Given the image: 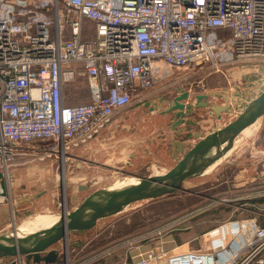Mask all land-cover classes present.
Segmentation results:
<instances>
[{"label":"built area","instance_id":"built-area-1","mask_svg":"<svg viewBox=\"0 0 264 264\" xmlns=\"http://www.w3.org/2000/svg\"><path fill=\"white\" fill-rule=\"evenodd\" d=\"M163 65L215 72L264 66V0H0L6 189L9 169L64 162L155 85L185 82ZM78 79L89 100L72 105L64 89ZM229 221L208 232L200 249L173 252L159 238L130 264H264V226L255 218ZM222 229L227 243L212 236ZM137 240L126 244L136 250Z\"/></svg>","mask_w":264,"mask_h":264},{"label":"rangeland","instance_id":"rangeland-1","mask_svg":"<svg viewBox=\"0 0 264 264\" xmlns=\"http://www.w3.org/2000/svg\"><path fill=\"white\" fill-rule=\"evenodd\" d=\"M163 66L166 72H187ZM234 68L232 73L235 77L241 73L247 80L258 72L255 66L242 65ZM213 71L215 70L203 69L201 74L192 75L187 82H197ZM81 82L78 79L64 89V95H70L68 100L71 104L88 102L86 90L77 88ZM168 88L162 86L161 91H167ZM146 93L147 91L143 95ZM142 106L141 101L133 100L95 139L74 150L64 162L55 159L47 163L9 169L8 185L13 193L6 189L7 196L1 199L0 205V222L4 221L8 225L4 233L12 231L13 227L18 229L25 221L38 216L58 217L63 207L71 211L90 193L131 175L130 172L137 169L126 163L130 162L134 153L147 151L152 154L150 157L153 161H142L141 167L152 169L160 164V159L153 156L159 150L155 141V146H147L146 141L154 137L167 138L168 123L160 114L151 115ZM235 115L225 118L222 125L231 121ZM259 121L262 124L259 132L255 134L252 131L247 137H243L237 147L243 148L234 157L212 166L205 175L185 182L183 188L175 194L151 202L133 204L115 216L99 220L91 230L71 232L65 242L54 246L59 254L55 264H130L136 250L126 242L138 239L136 243L139 246L148 244L147 249H150L155 247V242L160 241L159 238L165 241L169 235L174 236L175 232L186 226H194L189 232L196 234L195 238L188 241V246L194 250L206 246L211 229L230 222L227 216L231 210H237L238 214L246 207V195L249 198L250 193H261V185H238V179L243 182L248 176L258 177L261 171L264 172L261 168L264 157L261 151L264 147V117ZM235 157L238 158L236 162L233 161ZM245 168H248L247 172L244 171ZM157 171L160 170L155 172ZM14 189L19 190L14 194ZM39 194L40 201L32 206L26 204ZM3 205L4 209L1 208ZM22 207L25 209H21ZM238 215L243 218L241 214ZM228 235L227 229L212 233V236H220L223 243H227ZM173 241L177 244L176 239ZM169 243L165 241L163 246H168ZM158 261L167 264L164 258L156 262Z\"/></svg>","mask_w":264,"mask_h":264},{"label":"water","instance_id":"water-1","mask_svg":"<svg viewBox=\"0 0 264 264\" xmlns=\"http://www.w3.org/2000/svg\"><path fill=\"white\" fill-rule=\"evenodd\" d=\"M189 96L188 91L180 93L162 111L175 112L177 120L173 123V128L179 126L184 115L193 108L209 106L207 95H193V100ZM231 108V105H214L211 106V111L218 117ZM263 116L264 90L253 97L231 121L204 136L198 135V141L189 146L172 167L148 176L131 174L119 178L90 193L71 211L63 207L59 218L47 228L30 233H16L13 227L12 231L0 234V261L8 260L5 264H17L14 259L22 257L24 264L56 263L59 254L54 246L65 242L71 232L91 230L99 220L115 216L133 204L155 201L175 194L183 188L185 182L205 175L209 168L230 156L243 137L249 135L244 134V130L253 126L251 134ZM175 145L179 150L185 145L188 146L187 143L178 141ZM6 196L5 181L0 174V204L1 199Z\"/></svg>","mask_w":264,"mask_h":264},{"label":"crops","instance_id":"crops-1","mask_svg":"<svg viewBox=\"0 0 264 264\" xmlns=\"http://www.w3.org/2000/svg\"><path fill=\"white\" fill-rule=\"evenodd\" d=\"M237 66H240V65H237ZM247 66H250V65H247ZM234 69H235L234 67L228 68L227 73L225 71L224 72L223 71L209 72L205 74L204 76H202V78L198 80L197 82L195 80H191L187 82V79L191 77L192 75L201 74L200 70H187V72L184 74V76L186 77V80L185 79L184 80L186 82H183L182 85H173L169 87L168 89H166L167 91L162 92L161 91L162 84H157L152 90L148 91L145 97V100L142 102L143 104L142 107H144L146 111H148L149 114L151 115H155L158 113L160 114L161 118L163 119L165 118L164 120L166 121V123H168V126H167V131H168L167 136L168 137L162 138V139H157L154 137L146 141L147 146L156 145L158 147L159 150L157 151L156 154H153V156L160 159L161 163L156 164L155 167L152 169L149 167H146V168L141 167L140 164L142 161L147 162L150 159L153 161V158L150 157L152 156V154L149 152L147 153V151L146 152L143 151L141 153H134L133 155H131L130 162L126 163L129 167H134L137 169V170L131 171L130 172L131 174L148 176V175L153 174L156 170L161 171L163 169H168L172 167L177 161V159H179L183 155V152L189 146L193 145L194 143L198 141V135L204 136L207 133H210L218 129L219 127L223 126L222 124L225 118L231 116L232 114L237 115L244 108V106L253 97L256 96L255 92L260 93L261 91L264 90V66H258L256 68L258 72L250 80L244 79V76L241 73H238L237 77H235L234 74L232 73L234 72ZM167 82L168 80L166 81V83ZM184 91H188L190 93L189 98H192V100H193V95H196V94L207 95V102L209 103V106L204 107V108L203 107L193 108L190 111V113L184 115L182 123L179 126L173 128V123L177 120V118L175 117V112H170V113H161V112L171 105L172 99L175 96L179 95L180 93ZM160 94L162 96H159ZM86 97L89 100V93L87 90H86ZM67 98L69 99L70 95L67 96ZM192 100L190 99L189 103H191ZM228 104L232 105L231 110H229L226 113L220 114L218 117L215 116L213 112L211 111V106L228 105ZM259 122L260 121L257 122V125L255 126V129L253 131L255 134L256 132H259L260 126L262 125V124L260 125ZM253 135L254 134H252V136ZM258 140H259V137L257 141ZM154 141H155V145L153 144ZM176 141L182 144L187 143L188 146L185 145V147H183L182 150H179L178 147L175 145ZM241 149L237 148L226 159L230 160ZM261 151L262 153H264V147H262ZM242 153L243 152H240V154ZM237 159L238 158L235 157L233 161L236 162ZM261 168L264 171V157L262 160ZM247 169L245 168L244 171L247 172ZM263 183H264V172L262 171L260 172L258 177H255L254 175L248 176L246 181L241 182V180L238 179L239 186H250L251 187L253 184L261 185V193L259 194L250 193L249 198H247L248 195H246L245 197L247 201L245 202L246 212L242 214L238 212V214H241L243 218H246L248 220L255 218L256 222L260 226H264V184ZM18 190L19 189H14L15 191L14 194L17 193ZM11 193L13 192L11 191ZM39 196L40 195H38L32 200H29L28 203L26 204H28L29 206L30 205L32 206L33 204H35L36 201H40L38 198ZM1 208L4 209V205L1 206ZM21 209H25V207H22ZM238 214H237V210L235 209L231 210L229 212V215L227 216V219L229 217L230 220H238L240 219V216ZM7 227H8L7 223L4 221H1L0 222V234L4 233V230ZM172 237H173L172 235L171 236L169 235L167 237V240L165 239V241L170 242L168 246H164L166 250H170V251L173 250V252H184V251L191 249V247L188 246V241L180 245L178 243L176 244V242L173 241L174 239L172 240ZM165 241H163V245ZM145 243H148V242H145ZM186 246H188L187 250H185ZM147 247H148V244L145 246V244L143 243L138 249H136L135 251L136 253L132 256V260L137 257V251L138 253H140L141 250L145 251ZM156 263H150V264H156ZM30 264H33V263H30ZM157 264H161V262L158 261Z\"/></svg>","mask_w":264,"mask_h":264},{"label":"bare ground","instance_id":"bare-ground-1","mask_svg":"<svg viewBox=\"0 0 264 264\" xmlns=\"http://www.w3.org/2000/svg\"><path fill=\"white\" fill-rule=\"evenodd\" d=\"M252 127L253 126H250L249 128L245 129L243 133L244 134H250ZM58 218H59V215H58V217H54V218H50L49 216H38L32 220L25 221L21 225L20 228L15 229V232L16 233H30V232H34V231H37V230H40L43 228H47V227L51 226L53 223H55V221Z\"/></svg>","mask_w":264,"mask_h":264},{"label":"trees","instance_id":"trees-1","mask_svg":"<svg viewBox=\"0 0 264 264\" xmlns=\"http://www.w3.org/2000/svg\"><path fill=\"white\" fill-rule=\"evenodd\" d=\"M194 226H186L183 230H178L174 233L173 238L176 239L178 244H183L193 238H195L196 234H190L189 230L193 229ZM198 236V235H197ZM6 261V260H5Z\"/></svg>","mask_w":264,"mask_h":264},{"label":"flooded vegetation","instance_id":"flooded-vegetation-1","mask_svg":"<svg viewBox=\"0 0 264 264\" xmlns=\"http://www.w3.org/2000/svg\"><path fill=\"white\" fill-rule=\"evenodd\" d=\"M161 112V111H160ZM162 113V112H161ZM1 263V262H0Z\"/></svg>","mask_w":264,"mask_h":264}]
</instances>
